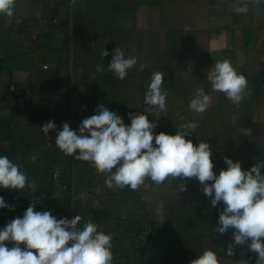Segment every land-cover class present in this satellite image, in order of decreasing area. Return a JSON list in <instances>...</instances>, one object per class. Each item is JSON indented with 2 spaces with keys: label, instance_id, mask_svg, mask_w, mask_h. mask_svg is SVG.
Wrapping results in <instances>:
<instances>
[{
  "label": "crops",
  "instance_id": "1",
  "mask_svg": "<svg viewBox=\"0 0 264 264\" xmlns=\"http://www.w3.org/2000/svg\"><path fill=\"white\" fill-rule=\"evenodd\" d=\"M234 3L76 0L73 6L71 0H17L20 22L0 15V155L19 164L38 185L35 192L0 188L5 202L15 205L14 210L0 208V229L22 217L32 197L46 194L62 215L79 214L81 225L90 220L113 237V264H189L208 248L220 264L249 258L255 264L247 246L226 255L232 230L214 233L223 205L213 208L196 179L178 194L168 180L156 191L150 180L137 190L109 188L107 174L63 155L55 144L63 123L78 130L101 103L130 124L129 113L147 107L151 74L162 72L167 112L149 115L157 123L155 133L174 135L181 124L196 122L198 128L186 139L211 145L217 175L226 168L225 156L245 170L264 162V3L250 4L247 14L235 13ZM116 47L126 57H138L124 81L96 71L97 65L107 68ZM104 49L109 55L103 58ZM223 60L248 81L239 106L213 92L206 80L209 68ZM141 65L146 67L140 70ZM200 88L211 97L204 113L189 108ZM48 121L57 128L46 135L40 126ZM54 172L60 174L61 191L52 188Z\"/></svg>",
  "mask_w": 264,
  "mask_h": 264
},
{
  "label": "clouds",
  "instance_id": "2",
  "mask_svg": "<svg viewBox=\"0 0 264 264\" xmlns=\"http://www.w3.org/2000/svg\"><path fill=\"white\" fill-rule=\"evenodd\" d=\"M71 3L75 6L76 0ZM261 3L264 0H236L232 10L247 14L250 4L258 7ZM16 11L17 0H0V15L20 22ZM101 55L107 57L109 52L104 49ZM137 62L138 57H126L123 49L116 47L107 68L97 65L96 71L111 72L124 81ZM144 67L141 65L140 70ZM206 80L213 92L225 94L237 106L248 90L246 77L238 74L228 60L212 65ZM163 83L162 72L151 74L143 101L147 107L142 113H129L130 124L101 103L93 115L81 121L78 130L65 122L61 130L55 131L54 121L41 125V130L46 135L50 130L55 131V144L63 155L90 162L98 173L107 174L104 183L109 188L115 185L137 190L150 180L156 191L168 180L177 186L174 191L178 194L187 190L190 180L196 179L213 208L223 205L214 233L223 235L232 230L226 255L232 257L238 247L247 246L256 255L255 264H264V162L245 170L241 162L225 156L226 168L217 175L213 170L211 145L194 144L186 139L198 128L196 122L181 124L174 135L155 133L157 123L149 115L156 110L167 112ZM210 104V95L200 88L190 100L189 108L204 113ZM30 159L35 162L37 156L32 155ZM0 188L17 192L27 188L35 192L38 185L35 180L29 181L27 172L19 164L0 155ZM35 206V202L31 203L22 217L11 219L0 229V264H113V237L98 231L96 223L89 220L81 225L79 214L71 219H58L50 211H35ZM0 208L14 210L15 205L7 204L0 196ZM5 242L12 246L8 247ZM189 264H220V261L217 253L208 248ZM232 264H250V258L234 260Z\"/></svg>",
  "mask_w": 264,
  "mask_h": 264
},
{
  "label": "built area",
  "instance_id": "3",
  "mask_svg": "<svg viewBox=\"0 0 264 264\" xmlns=\"http://www.w3.org/2000/svg\"><path fill=\"white\" fill-rule=\"evenodd\" d=\"M10 91H15V88L12 86L9 88ZM51 184H52V188L55 191H61L64 189L63 185L61 184L60 181V174L58 172H54L51 175ZM35 202V211H50L52 215L56 216L58 219L59 218H68L71 219L73 218L72 214L69 216H65L60 214L59 212H57L54 207L53 204L50 202L49 198L47 197L46 194H39L36 195L34 197H32V203Z\"/></svg>",
  "mask_w": 264,
  "mask_h": 264
},
{
  "label": "trees",
  "instance_id": "4",
  "mask_svg": "<svg viewBox=\"0 0 264 264\" xmlns=\"http://www.w3.org/2000/svg\"><path fill=\"white\" fill-rule=\"evenodd\" d=\"M60 181H61V179H60ZM62 184V183H61ZM68 201H69V197H65L64 198V204H65V209H66V212H67V210H68ZM57 212H59L60 214L62 213L60 210H58ZM65 216H68V214L67 215H65Z\"/></svg>",
  "mask_w": 264,
  "mask_h": 264
}]
</instances>
